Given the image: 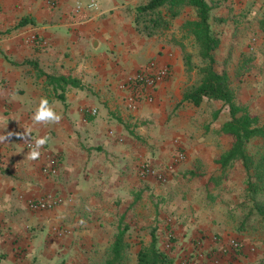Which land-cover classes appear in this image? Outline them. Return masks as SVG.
I'll use <instances>...</instances> for the list:
<instances>
[{
	"label": "crops",
	"instance_id": "1",
	"mask_svg": "<svg viewBox=\"0 0 264 264\" xmlns=\"http://www.w3.org/2000/svg\"><path fill=\"white\" fill-rule=\"evenodd\" d=\"M87 1L0 0V135L13 133L0 141V264H99L119 227L137 234L157 216L175 227L181 210L176 198L202 195L200 183L186 190L179 176H202L209 183L222 172L215 159L232 142L219 131L228 118L222 110L216 115L220 103H180L188 75L178 21L159 35L143 37L133 23L134 0H96L100 10L89 17L74 11L77 2ZM234 41L221 38L217 52L223 60L236 54ZM259 45L264 53L261 38ZM150 61L167 64L170 74L152 101L141 100L130 109L119 84ZM263 69L258 60L254 70ZM59 76L76 83L65 84ZM260 79L238 83L236 102L264 123ZM41 97L61 115L58 123L32 119ZM26 132L30 137L18 135ZM38 136H47L48 143L33 160L25 145ZM174 140L186 157L167 178L140 175L143 165L165 170ZM51 164L54 172L44 174L41 168ZM48 192L63 202L49 210L28 207V199ZM178 224L169 252L173 264L247 261L246 238L219 262L189 258L192 223ZM211 243L213 248L223 244Z\"/></svg>",
	"mask_w": 264,
	"mask_h": 264
},
{
	"label": "rangeland",
	"instance_id": "2",
	"mask_svg": "<svg viewBox=\"0 0 264 264\" xmlns=\"http://www.w3.org/2000/svg\"><path fill=\"white\" fill-rule=\"evenodd\" d=\"M141 1L143 0H134V7ZM208 1L213 5V16L211 18L212 29L219 35L220 40L221 38L225 40L230 37L235 40L234 42L236 45L234 49L236 54H230L229 59L223 60L217 52L218 49L215 51V57L219 56L216 58V69L218 71L225 70L228 73L231 84L234 82L232 85L234 90L238 83L246 81L249 77L261 78L260 82H262L264 87V69L254 70L256 69L258 60L264 63V53L261 51L260 47L261 43L258 46V39L261 38L262 40V37L257 28V20L264 15V0ZM194 18V12L191 9H186L179 17L173 19L166 29L172 24H177V27H179L177 29L179 30L185 20ZM163 31L161 33H163ZM181 31L184 37L181 38L183 42L180 41L181 45L184 47L181 60L185 63V56L192 54L193 61L197 63L196 48L193 46V41L191 37L186 35L185 30L181 29ZM252 38H255L256 44L253 49H249L248 42ZM262 48H264V45ZM232 56L234 58H230ZM228 60L229 63L227 62ZM184 70L186 71L185 64ZM186 74L188 75V82L186 85L193 83L197 78L195 71H190V73L186 72ZM185 87L186 86H184V88ZM222 111L227 115L226 110ZM174 144H178L177 140H174ZM178 154H183V158L178 159ZM185 157L184 150L180 145H176L172 159L165 164V167L168 165L172 166V169L165 172L166 178L167 174L182 162ZM156 178L161 180L157 176ZM179 180L183 181L182 188L186 190H190V187L195 183H200L198 186H200L202 193V195H194V197L191 198L178 196L175 200L177 208L181 209L178 218H176L177 225H179L178 223H183L184 226V223H192L190 227H187L192 229L194 233L191 239V242L194 244V252L189 253V258L196 256L194 259L196 260L200 257H205L212 262H219L224 256L228 255L229 252L223 251L221 245L213 248L211 241L223 243L225 239L236 238L242 244L243 239L246 238L248 239L247 261L242 264H264V244L262 243L260 232L256 227L255 219H245L249 206L245 191V173L240 164L233 166L225 173L216 172L213 179L208 180L209 183L206 184H204L206 177L197 176L196 178V176H190L187 175V173L179 176ZM203 185L206 186L205 189ZM188 217H193V220H188ZM172 218L174 217L172 216ZM163 219H167V217L157 216L154 223L152 222L150 225L139 229L137 234L134 230L129 227L127 228L125 236L130 244V264H135L136 261L137 251H134L133 248L136 246L140 247L141 244L149 242L152 227H154L153 229H155V227L157 228L155 231L158 237V246L162 241L163 244L161 247L159 246L161 249L168 253L173 251L174 245L172 243L177 239L173 236L174 230L178 229L179 226L176 225L171 228ZM146 235L149 237L148 241L146 240ZM203 241H205L206 246ZM229 257H232V255ZM187 263L195 264L194 261H187ZM99 264H101V262H99Z\"/></svg>",
	"mask_w": 264,
	"mask_h": 264
},
{
	"label": "trees",
	"instance_id": "3",
	"mask_svg": "<svg viewBox=\"0 0 264 264\" xmlns=\"http://www.w3.org/2000/svg\"><path fill=\"white\" fill-rule=\"evenodd\" d=\"M191 9L194 19H187L181 25L196 48L198 62L192 54L185 56L186 72L195 71L196 80L183 89L182 99L199 105L203 99L220 103L216 115L226 110L228 118L219 128L220 132L232 138L231 145L215 162L223 173L240 164L245 173L248 212L245 219H255L264 244V124L257 114L236 102L235 90L225 70L216 69L215 51L220 45L219 35L212 29L213 5L208 0H143L133 9V23L140 36L151 37L160 34L171 21L184 10ZM257 28L264 43V15L257 20ZM59 81L75 84L71 77L59 76ZM127 228L119 227L112 242L106 247L101 264H130V244L126 240ZM170 253L158 246L155 229L150 240L141 244L136 252L135 264H173Z\"/></svg>",
	"mask_w": 264,
	"mask_h": 264
},
{
	"label": "built area",
	"instance_id": "4",
	"mask_svg": "<svg viewBox=\"0 0 264 264\" xmlns=\"http://www.w3.org/2000/svg\"><path fill=\"white\" fill-rule=\"evenodd\" d=\"M57 0H47L49 4H55ZM99 6L96 0H88L86 3L77 2L74 6L76 13H81L85 17H89L90 12H99ZM255 38H252L248 42V48L253 49L256 42ZM170 74V68L167 64L159 65L155 61H150L146 66L136 70L133 74L128 76L122 83L119 84V88L126 92L127 105L130 109L136 108L141 100L152 101L154 99V90L168 75ZM92 114L96 113V109L89 111ZM34 140L26 142V148L31 150ZM183 158V154H178V159ZM54 164L43 166L41 168L44 174L54 172ZM172 169L171 165L165 167V170L160 171L149 166H141L139 174L144 176L145 174L153 173L157 175L161 180H165L166 171ZM62 196L48 192L41 197L31 198L27 200V205L33 210H49L63 202ZM62 233V232H61ZM63 233L64 230H63ZM223 251H237L241 245L238 239L229 238L225 239L221 245ZM183 264H189L187 261Z\"/></svg>",
	"mask_w": 264,
	"mask_h": 264
},
{
	"label": "clouds",
	"instance_id": "5",
	"mask_svg": "<svg viewBox=\"0 0 264 264\" xmlns=\"http://www.w3.org/2000/svg\"><path fill=\"white\" fill-rule=\"evenodd\" d=\"M61 115L50 105L47 97H41L39 103L33 113L32 119L36 123H58L61 120ZM13 135L12 132H8L6 135H0V141H5ZM17 135V134H16ZM22 138L30 137V132L18 134ZM48 143L47 136H38L32 143V147L28 156L30 159H38L41 155V148Z\"/></svg>",
	"mask_w": 264,
	"mask_h": 264
}]
</instances>
